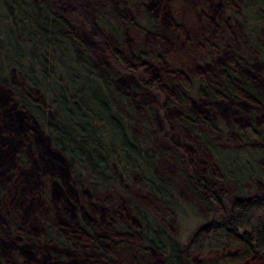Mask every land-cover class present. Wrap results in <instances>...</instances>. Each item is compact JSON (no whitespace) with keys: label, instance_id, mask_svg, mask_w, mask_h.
Wrapping results in <instances>:
<instances>
[{"label":"trees","instance_id":"16d2710c","mask_svg":"<svg viewBox=\"0 0 264 264\" xmlns=\"http://www.w3.org/2000/svg\"><path fill=\"white\" fill-rule=\"evenodd\" d=\"M137 1L145 24L134 15L122 17L140 32L158 33L169 15L168 1ZM224 2L241 28L234 47L228 46L233 51L225 54L217 72L198 74L196 83L181 68L174 67L172 74L166 69L163 83L170 96L161 100L157 118L153 104L138 111L129 99L125 101L111 78L110 65L122 67L125 59L133 61L134 69L151 73L153 64L144 48L125 51L99 38L91 41L81 7L67 0H0L2 93L10 94L17 109L31 117L67 163L76 189L89 195L82 204L68 199L76 209L73 216L65 206L68 217L58 223L43 219L36 235L12 213L6 223L9 241L15 236L29 250L32 246L27 244L32 242L41 253L50 244L60 249L90 244L91 254L101 257L103 264H123L126 254L129 264H142V254L148 251L163 264H264V195L251 189L264 173V120L236 122L230 136L225 118H218L220 122L215 118L216 110L208 116L195 107L201 98L211 111L217 108L223 115L231 104L251 102L264 108L263 86L241 69L255 54L264 62V0ZM111 9L116 13L112 3ZM95 21L110 31L108 21L96 17ZM226 32L229 35L228 28ZM196 41L211 45L205 37ZM143 82L151 84L148 79ZM155 137L165 139L174 153L190 203H199L208 214L184 242L171 234L175 185L159 171L158 156L149 149L156 144ZM201 150L214 173L233 184L235 199L229 210L211 174L194 167L195 154ZM134 180L159 199L164 213H156L127 189L126 183ZM4 189L0 186V196ZM106 193L118 195L123 209ZM90 209L97 211L100 220L89 215ZM126 211L136 220L134 226L123 218ZM0 251V264H37V252L32 256L29 251L27 258L11 263L5 248ZM88 254L80 255L81 264H92ZM61 257L51 254L47 259Z\"/></svg>","mask_w":264,"mask_h":264},{"label":"rangeland","instance_id":"374dc122","mask_svg":"<svg viewBox=\"0 0 264 264\" xmlns=\"http://www.w3.org/2000/svg\"><path fill=\"white\" fill-rule=\"evenodd\" d=\"M150 1L142 0V3L149 4ZM167 1L168 18L162 21L161 26L158 27V33H153L147 30L140 32L132 28L129 21L122 17L125 16V13L129 16L134 15L139 22L145 24L141 3L139 4L137 0L134 3L129 2V4L124 0H67L68 4L81 7L84 18L89 24L87 30L91 41L97 42L100 39L104 43L112 42L115 47L118 46L125 51L136 49L137 46L144 48L153 64L151 68L154 69H149L152 71L151 73L142 69H134L136 65L132 64L133 61L130 63L125 59L122 67L110 65L113 69L111 78L125 95V101L129 99L138 111H144L153 104L157 118L160 117L161 107L159 104L161 100L170 96L169 90L163 83L165 81L164 71L170 70L172 74L171 69L181 68L196 83L198 74L217 72L224 61L225 54L233 51L231 47H234L235 40L241 31L235 18H231L232 11L224 0ZM111 3L121 16L117 11V14L114 13ZM95 17L100 22H109L110 33L105 32L97 25ZM227 28L229 35L226 32ZM113 33H117L120 37L118 36V38ZM201 37L209 39L210 47L196 41ZM261 39H264V31L261 32ZM257 56L255 54L252 59H247L248 63H242L241 69L247 77L257 80L264 88V62L260 61ZM144 79L150 80L151 84L146 85L143 82ZM9 95L6 92L3 94L0 88V186L3 185L5 188L0 196V250L5 248L7 259L11 263L25 258V254L30 251L29 254L32 256L38 253L34 257L37 264H81L80 255L84 252L90 254L92 252L90 244H80L78 248L65 247L61 249L50 244L43 246V253H41L40 248L32 245V242L27 244L32 246V250H29L24 243L18 242L15 236L13 241H9L6 236L9 234L6 223L7 220L10 221L12 213L18 214L19 223L24 224L32 234L36 235L41 231L43 219H54V222L58 223L67 218L65 206L70 211V216H73L76 209L71 202H67L68 199L76 201L79 199L78 201L82 204V201L89 198L86 190L79 192L76 189L65 160L52 150L46 136L39 130L31 117L17 109ZM205 102V99L200 98L199 102L195 104L197 110L201 108L203 113L208 116L216 110L215 118L217 121H219L218 118L221 120L225 118L224 121L229 127L227 135L230 136L233 133L231 129L236 122L245 124L252 119L257 122L264 120V108L253 105L251 102L249 105L247 104L248 106H244V104L228 105L224 115L217 108L211 111L209 105L204 104ZM205 106H208L207 110H205ZM172 114L174 116L177 114L175 109ZM185 134L189 141H194V137L192 138L188 133ZM149 149L158 156L159 171L170 178L175 185L172 195L176 201V207L170 229L171 234L178 241L184 242L188 235L207 219L208 214L199 203H190L192 198L185 190L184 177L167 141L158 137L156 144L154 143ZM195 159L194 167L204 173L211 174L216 189L224 198L226 209L229 210L228 205L232 204L235 199L233 184L214 173V169L210 166L211 163H208L206 154L202 150L195 154ZM53 178L55 179L53 180ZM126 187L135 194L136 198L144 204H148L156 213L159 211L164 213L161 212L162 205L159 199L141 187L137 181L131 182V184L126 183ZM251 187L253 191L264 195V173L259 180L252 182ZM105 195L114 205L123 209V202L121 204L118 195L111 193ZM15 208L19 210L14 211ZM94 210L90 209L89 215L99 218L97 211ZM120 211L124 213V210ZM123 218H126V222L130 226L136 224V220L127 211ZM86 248L87 251H85ZM51 254L57 256L59 254L63 258L61 257L62 260L57 258L54 261H49L47 257ZM90 258L92 264H103L101 257L91 254ZM142 261V264H163L156 253L149 251L142 254ZM122 262L123 264L131 263L130 256L126 254V260L122 259Z\"/></svg>","mask_w":264,"mask_h":264}]
</instances>
